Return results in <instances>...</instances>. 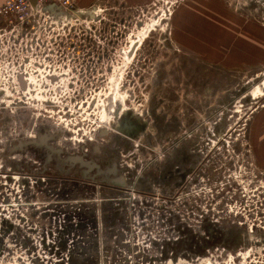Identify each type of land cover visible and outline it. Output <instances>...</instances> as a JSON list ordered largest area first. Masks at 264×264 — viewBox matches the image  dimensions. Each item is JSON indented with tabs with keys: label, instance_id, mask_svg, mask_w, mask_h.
<instances>
[{
	"label": "rangeland",
	"instance_id": "1",
	"mask_svg": "<svg viewBox=\"0 0 264 264\" xmlns=\"http://www.w3.org/2000/svg\"><path fill=\"white\" fill-rule=\"evenodd\" d=\"M256 26L264 0H97L2 22L0 264H264ZM81 158L105 163L91 177L107 187L81 181Z\"/></svg>",
	"mask_w": 264,
	"mask_h": 264
},
{
	"label": "built area",
	"instance_id": "2",
	"mask_svg": "<svg viewBox=\"0 0 264 264\" xmlns=\"http://www.w3.org/2000/svg\"><path fill=\"white\" fill-rule=\"evenodd\" d=\"M73 0H4L0 6V19L7 28L28 24L32 18L46 11L74 9Z\"/></svg>",
	"mask_w": 264,
	"mask_h": 264
},
{
	"label": "crops",
	"instance_id": "3",
	"mask_svg": "<svg viewBox=\"0 0 264 264\" xmlns=\"http://www.w3.org/2000/svg\"><path fill=\"white\" fill-rule=\"evenodd\" d=\"M76 4L75 6L79 7L80 9H88L97 0H73ZM4 3V0H0V6ZM0 25H2V20L0 19ZM256 28L259 29V32H264V28L262 26H256ZM252 34V33H251ZM245 34L244 36H255L257 34ZM259 37L263 38V35L261 33L258 34ZM250 38V37H249ZM262 41L260 42V47H259V53L255 54V56H251L250 58L256 59V63H259V65H262L264 63V44H262ZM240 43V42H239ZM238 43V44H239ZM241 48V47H240ZM218 50H219V41H218ZM262 50V51H261ZM230 56V54H229ZM227 56V62L230 63V58H238L236 54L234 57H229ZM224 57V56H223ZM226 58V57H225ZM218 59L220 61L221 55L220 52H218ZM250 138H251V143H253V148H254V155L256 157V160L258 161L259 165L264 168V110L262 112H259L256 114V116H253V120L251 123V131H250Z\"/></svg>",
	"mask_w": 264,
	"mask_h": 264
},
{
	"label": "flooded vegetation",
	"instance_id": "4",
	"mask_svg": "<svg viewBox=\"0 0 264 264\" xmlns=\"http://www.w3.org/2000/svg\"><path fill=\"white\" fill-rule=\"evenodd\" d=\"M252 146V145H251ZM250 148V147H249ZM118 149H119V147H118ZM251 150V151H250ZM249 153H251L252 154V157H253V160H254V162H255V164H256V167H257V169H258V171H259V173L260 174H262V173H264V168L263 167H261V166H259L258 165V161L256 160V157H255V155H254V148L253 147H251L250 149H249ZM107 157V156H106ZM73 159H77V158H73ZM82 159V160H81ZM81 159H79L80 160V162L78 163L79 164V166H82V167H84L85 168V174H83L82 173V176H84L83 178L84 179H82L81 181H84V182H86V180H89V185H95L96 187L98 186V185H101L102 187H107L109 184L106 182V181H100V182H98V183H96V182H94L93 180L94 179H92V177H91V173H92V170H94L95 171V175L94 176H96V178H100L99 176H105L106 177V172H104L105 171V167H104V165H105V163L102 161V163L101 164H93V163H91L90 161H84L83 160V158H81ZM112 158H109V160H111ZM106 162V161H105ZM71 163V162H70ZM104 164V165H103ZM52 165H53V167H56L57 169L59 168L58 166H57V164L56 163H54V162H52ZM104 169V170H103ZM59 170V169H58ZM263 175V174H262ZM115 182H116V184H118V187L117 186H115V184H113V183H111V185L113 184L114 186H115V188H116V190H121L120 192H122L123 190H124V185H125V182H124V180L122 179V178H114L113 179ZM140 180V179H139ZM75 181V180H74ZM119 181V182H118ZM112 187V186H111ZM88 194V192H86L85 193V196ZM89 195H90V192H89ZM120 198V200L122 199V196H120L119 197ZM142 215H139V217H141ZM171 217V214H169V218ZM168 218V219H169ZM182 237V236H181ZM186 238H187V236H186ZM185 238V239H186ZM202 241H203V239H201L200 240V242L202 243ZM175 243H180V241L178 242V240H177V242H175ZM174 243H173V246L170 248V247H163L162 246V251H161V254H164L165 256H168L169 255V253L171 252L172 254H174L175 252L174 251H177V249H176V247H174ZM195 247L197 248L198 247V244H196L195 245Z\"/></svg>",
	"mask_w": 264,
	"mask_h": 264
},
{
	"label": "bare ground",
	"instance_id": "5",
	"mask_svg": "<svg viewBox=\"0 0 264 264\" xmlns=\"http://www.w3.org/2000/svg\"><path fill=\"white\" fill-rule=\"evenodd\" d=\"M251 231H252V230H251ZM251 231H250V232H251Z\"/></svg>",
	"mask_w": 264,
	"mask_h": 264
},
{
	"label": "water",
	"instance_id": "6",
	"mask_svg": "<svg viewBox=\"0 0 264 264\" xmlns=\"http://www.w3.org/2000/svg\"><path fill=\"white\" fill-rule=\"evenodd\" d=\"M119 182V181H118Z\"/></svg>",
	"mask_w": 264,
	"mask_h": 264
}]
</instances>
